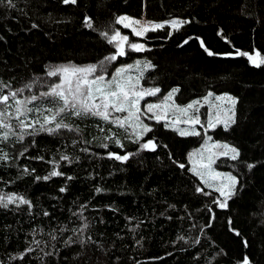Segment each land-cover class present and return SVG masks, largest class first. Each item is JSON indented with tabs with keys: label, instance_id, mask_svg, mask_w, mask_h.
<instances>
[{
	"label": "trees",
	"instance_id": "obj_1",
	"mask_svg": "<svg viewBox=\"0 0 264 264\" xmlns=\"http://www.w3.org/2000/svg\"><path fill=\"white\" fill-rule=\"evenodd\" d=\"M12 4L0 0V85L8 86L3 94L23 88L17 99L39 96L58 81L46 75L48 70L98 64L116 52V43L100 33L119 31L128 43L142 41L145 49H128L111 62L106 76L134 58H148L151 67L141 86L160 89L148 101L172 88L179 89L177 104L208 91L236 98L235 123L214 133L239 151L235 160L216 162L238 183L227 206L219 207L218 193L189 167L191 149L202 135H180L161 120L151 121L152 130L134 142L137 138L120 134L99 117L71 115L64 122L79 131L39 132L20 141L19 122L9 119L15 135L0 141V157H5L0 159V196L23 197L31 207L18 200L0 207V264H242L245 257L249 264H264V65L257 68L247 56L236 55L239 50L264 58V0ZM120 15L188 23L163 38L139 39L116 23ZM36 105L50 106L38 100L28 107ZM149 139L155 150H141ZM109 153L135 155L120 161ZM52 171L62 175L43 179Z\"/></svg>",
	"mask_w": 264,
	"mask_h": 264
},
{
	"label": "snow or ice",
	"instance_id": "obj_2",
	"mask_svg": "<svg viewBox=\"0 0 264 264\" xmlns=\"http://www.w3.org/2000/svg\"><path fill=\"white\" fill-rule=\"evenodd\" d=\"M64 4H76L77 0H63ZM8 5L10 7L14 6L12 4V0H8ZM128 21V23H124ZM116 23L122 24L125 28L133 26L132 32L136 36H142L145 32L151 30L155 31L156 29L163 28V24L159 23H147L144 25L140 24L139 20L131 19L127 16L117 17ZM175 29H179V26L182 24L188 23V21H180V20H172L167 22ZM85 24L88 28H93L92 19L88 16L85 17ZM134 25H140V30ZM100 35L107 39L109 44L116 43V52L110 56L103 58L98 64H90L87 66H59L57 68L48 70L46 75L48 77H58V83H50L47 84V91L40 92L39 96L33 95L30 98H25L24 100L17 99L19 94H22L24 89H16L14 91H10L8 94H3V89L8 87L7 85H0V129H4L0 133V141H7L10 135H15L12 131V125L7 121L9 119H16L19 122L20 128L23 132L18 139L23 141L25 135H35L39 132H47L49 135H57L60 134L62 130H67L68 132L79 131L78 128H73L72 125L64 122L65 115H71L75 117H99L100 119L110 122L112 124H116L119 127L123 128L128 121H134L135 124L140 127L141 132L137 135V140L134 142H139L141 136L145 133L150 132L152 129L149 125L144 124L141 120L142 116H146L148 119H156V122L159 123L160 117L156 115L153 110L160 108L161 105L157 104H146L143 109L139 107V101L144 99L146 96H155L160 92L158 87L152 88H144L140 86V80L143 79V72L145 69L151 67L150 64H145L144 68H140V62H137L135 66L128 65L125 67H119L115 69V72L111 74L110 78H106V74L108 71V67L111 62L117 60L118 56L126 55L123 44L129 41L128 36H122L119 31H116L115 34H109V32L104 31L101 32ZM171 35V33H170ZM119 38V40H118ZM188 41L185 40L184 43ZM201 46L203 47V42H201ZM128 47L133 51H142L144 50V46L137 43H129ZM205 51L208 52V55H214L213 52L208 51L205 48ZM236 55L239 56H247L248 60L257 68L264 65V58L257 59L246 52H240L237 50ZM259 53H257V57ZM133 67H136L141 75L136 78L133 82L131 76L124 79L125 73L130 71ZM25 87L30 88L31 85H26ZM179 89H173L172 92L165 97V102L172 99V95L175 92H178ZM212 94L209 93V96ZM10 99L14 101V112H9L10 108H13V105L9 103ZM207 97H205V101H207ZM217 100L222 99V97L217 96ZM228 100L231 101L233 105V116L234 106L236 104V100L232 97H227ZM41 101L42 105H50V106H33L28 107L29 104H34L36 101ZM198 101H193L188 104L186 108L177 109L178 111L184 112L187 114L189 110L195 109L196 112L199 109L195 108V105L198 104ZM113 112L116 113H127L126 116L123 117H115L110 120ZM147 113H152V116H147ZM29 114L34 115V119L29 122H26ZM22 117L24 119H22ZM193 125L200 124L199 115H195L189 117L188 121ZM229 123H235L234 119H229L228 122H225V129L229 127ZM39 125V128L36 127ZM131 126V125H130ZM170 125L165 124V127H169ZM209 126L215 127L212 124L211 118L209 119ZM31 128V132L23 131L25 129ZM180 131V135H199L200 133L196 132L193 128L190 132L181 131L179 129H174ZM209 139H211L209 137ZM119 144V141H116ZM155 143L153 140L149 139L146 142L140 144L141 150H155ZM222 147L228 149L232 155V159L235 160L239 156L238 149L234 147H229L228 145H222ZM26 150V149H25ZM86 151V150H85ZM223 155H227V152L222 153ZM131 155H135L133 153L125 154L123 156L118 155L116 153H109V157H113L116 160L127 161ZM5 157H0V159H4ZM61 159H68L67 156H62ZM214 162V161H212ZM181 168L184 167L183 164L180 165ZM249 168H252L253 165H248ZM27 171V169H25ZM196 175L200 176L201 181L207 186L212 187L208 180L204 179L203 174L196 172ZM62 175V173L57 171H52L49 176L43 177V179L48 180L52 176ZM221 173H213V178L221 176ZM231 184L228 186L229 191L227 196L230 197L234 194L235 186L238 183L236 177L228 175L226 177ZM37 179H40L37 177ZM71 179V177H69ZM221 192V195H225L222 189H216ZM60 191H65L64 188H61ZM101 191V189H97V192ZM197 191H203L202 189H197ZM19 201L20 204H27L31 207L30 201L23 197H17L15 195H8L7 197L0 196V207L7 208L9 204L14 203L15 201ZM219 206L221 208L227 206V198L219 202ZM45 215H48L45 212ZM231 223V221H229ZM210 226V225H209ZM87 227V225H85ZM239 235V233H237ZM243 264H249L248 258L245 257Z\"/></svg>",
	"mask_w": 264,
	"mask_h": 264
},
{
	"label": "rangeland",
	"instance_id": "obj_3",
	"mask_svg": "<svg viewBox=\"0 0 264 264\" xmlns=\"http://www.w3.org/2000/svg\"><path fill=\"white\" fill-rule=\"evenodd\" d=\"M120 16H127L131 19L134 20H139L141 25L147 24V23H159V24H163L164 27L163 28H159L156 29L155 31H147L145 32L142 36H136L133 34L132 32V27H127V29H129L130 34L133 35L136 38L139 39H148L150 37H152L153 35H156V37L159 38H163L164 36V32H171L172 30L174 31V27H172L169 23V21L172 20H180L182 21L180 18H171L168 20H164V21H147L144 17H141L139 19L134 18V17H130L128 15H120ZM119 16V17H120ZM124 23H128V21H125ZM122 27H124L122 24H120ZM134 27H137L138 30H140V25H134ZM168 34V33H167ZM119 40V38H118ZM130 43H137V44H141L144 45V43L142 41H132ZM128 42H125L123 44L124 50L125 52L129 49L130 51L131 48L128 47ZM142 51H138V53H142ZM137 62H140V68L143 69L145 64H150L151 62L148 58L144 57V56H140L137 58H134L132 60H130L129 62L123 63L119 67H125L128 65H133L135 66L137 64ZM59 66H72L70 64H60ZM83 67V66H80ZM148 69V68H147ZM145 69L144 72L147 70ZM115 70L112 72L114 73ZM143 72V74H144ZM141 75L140 71L136 68L133 67L130 71H128L127 73H125L124 75V79L127 80V78L129 76L132 77L133 82L136 80L137 77H139ZM110 76H106V78H110ZM57 78V83L59 82L58 77ZM140 86H141V80H140ZM142 87V86H141ZM173 89H177V88H172L170 89L168 92H166L162 97L158 98L157 100H147L148 97L151 98V96H146L144 97V99L139 101V107H141V109H143L145 107L146 104H157V105H161L160 108L154 109L153 112L158 115L160 117V120L163 121L165 124L170 125V128L173 129H179L181 131H186V132H190L193 128L195 129L196 132L200 133L202 135V141L201 143L197 146L194 147L193 149H191V152L189 154V167L192 173H196L199 172L201 174H203L204 179L208 180L209 183L212 185V187H207L210 188L212 190H215L218 193V206H219V202L224 201L226 198H228L227 193L229 191V185L231 184V181H229L226 177L228 175L234 176L236 177L234 174H232L229 171L226 170H220L216 167V162L217 159L221 158V157H229L231 158L233 153H231L230 151H228V149L222 147V145H228L229 147H234L232 144L225 142L223 140H220L218 137L215 136V130H217L218 128H221L223 130H225V122H228L229 119H233V105L231 104V101L227 99V97H232L236 100V98L226 92H222V93H216L213 91H208L205 95L201 96V97H197L185 104H177L175 102V93H173L172 95V99L168 100L167 102H165V97L168 96V94L170 92H172ZM209 93H211L212 95L209 96ZM222 97V99L217 100L216 97ZM205 97H207V101H205ZM193 101H198L199 103L195 105L196 109H199L198 112L195 111V109L193 110H189L187 112V114H185L184 112L178 111L177 109H182V108H186V106L190 103H192ZM10 104L13 105V108L9 109V112H14V101L10 102ZM37 106V105H36ZM234 111H235V106H234ZM127 113H116L113 112L111 118H115V117H123L126 116ZM152 113H147V116H152ZM195 115H199L200 117V124H195L193 125L190 121L189 122H185L189 120V117L195 116ZM211 118L212 124L215 125V127H211L209 126V119ZM22 119H24L22 117ZM32 119H34V115L33 114H29L26 122L31 121ZM141 120L144 124L147 125H151V121H156L155 118L153 119H148L146 118V116H142ZM231 123H229L230 126ZM116 127H118L119 129V133L120 134H125L131 138H137V135L141 132L140 127H138L134 121H128L125 126L123 128L119 127L116 124H113ZM131 125V126H130ZM177 131V130H176ZM180 133V131H177ZM209 137L211 139H209ZM235 148V147H234ZM227 152V155H223L222 153ZM214 161V162H212ZM213 173H221L222 175L219 177H215L213 178ZM196 175V174H195ZM199 180L201 181L200 176L196 175ZM202 182V181H201ZM203 183V182H202ZM203 185L205 186V184L203 183ZM222 189L223 192L225 193V195H221L220 191H217L216 189ZM220 207V206H219ZM243 264V263H242Z\"/></svg>",
	"mask_w": 264,
	"mask_h": 264
},
{
	"label": "water",
	"instance_id": "obj_4",
	"mask_svg": "<svg viewBox=\"0 0 264 264\" xmlns=\"http://www.w3.org/2000/svg\"><path fill=\"white\" fill-rule=\"evenodd\" d=\"M144 46V49H145V45H143Z\"/></svg>",
	"mask_w": 264,
	"mask_h": 264
}]
</instances>
